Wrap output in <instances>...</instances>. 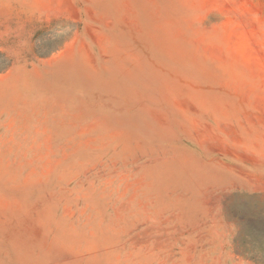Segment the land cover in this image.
<instances>
[{"label": "rangeland", "instance_id": "1", "mask_svg": "<svg viewBox=\"0 0 264 264\" xmlns=\"http://www.w3.org/2000/svg\"><path fill=\"white\" fill-rule=\"evenodd\" d=\"M0 264H264V0H0Z\"/></svg>", "mask_w": 264, "mask_h": 264}, {"label": "trees", "instance_id": "2", "mask_svg": "<svg viewBox=\"0 0 264 264\" xmlns=\"http://www.w3.org/2000/svg\"><path fill=\"white\" fill-rule=\"evenodd\" d=\"M10 64L11 60L2 51H0V73L7 70Z\"/></svg>", "mask_w": 264, "mask_h": 264}]
</instances>
